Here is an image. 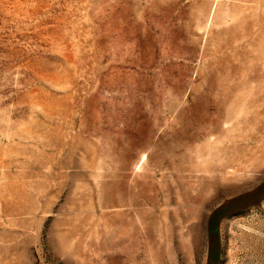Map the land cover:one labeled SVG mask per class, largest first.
<instances>
[{
  "label": "rangeland",
  "instance_id": "374dc122",
  "mask_svg": "<svg viewBox=\"0 0 264 264\" xmlns=\"http://www.w3.org/2000/svg\"><path fill=\"white\" fill-rule=\"evenodd\" d=\"M0 264H264V0H0Z\"/></svg>",
  "mask_w": 264,
  "mask_h": 264
}]
</instances>
